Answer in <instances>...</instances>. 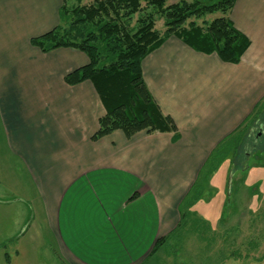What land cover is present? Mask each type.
<instances>
[{"label":"crops","instance_id":"obj_1","mask_svg":"<svg viewBox=\"0 0 264 264\" xmlns=\"http://www.w3.org/2000/svg\"><path fill=\"white\" fill-rule=\"evenodd\" d=\"M62 3L0 0L2 153L36 190L54 240L63 239L81 264H170L164 248L180 243L167 238L178 231L180 202L199 168L264 102V0H236L231 8L229 19L251 42L238 64L195 52L175 36L143 58V81L176 134L128 139L119 130L97 140L105 109L93 84L64 81L87 56L31 44L60 24Z\"/></svg>","mask_w":264,"mask_h":264},{"label":"rangeland","instance_id":"obj_2","mask_svg":"<svg viewBox=\"0 0 264 264\" xmlns=\"http://www.w3.org/2000/svg\"><path fill=\"white\" fill-rule=\"evenodd\" d=\"M94 1L68 0L67 9L88 7ZM180 1L183 0H169L167 5ZM145 6L143 3L142 16L149 14ZM218 16L220 13L193 21L201 25ZM159 17L154 16V24L155 29L162 32L163 18ZM137 18L134 16L129 22L133 28ZM60 26L65 28L63 24ZM254 111L245 126L210 154L209 160L199 168L197 180L180 202L178 231L167 238V242L179 238L180 248L174 249L173 245L164 248L173 259L170 264H264V146L259 140L252 154L246 146L249 130L257 128V122L264 121V102ZM1 141L2 134L0 200L5 202L0 203V264L6 262L5 258L15 264H81V258L64 245L63 239H56L61 249L56 247V240L40 212L36 190L19 174L18 163L7 157L6 151L7 155L2 153L5 142L1 145ZM142 197L148 200L149 194H142ZM218 239L221 242L224 239V243L221 245ZM165 241L163 239L159 246ZM63 250L72 255L69 258L73 262L64 258L68 255ZM206 255L209 258H205ZM123 259L112 264H137L139 261V258L137 261Z\"/></svg>","mask_w":264,"mask_h":264},{"label":"trees","instance_id":"obj_3","mask_svg":"<svg viewBox=\"0 0 264 264\" xmlns=\"http://www.w3.org/2000/svg\"><path fill=\"white\" fill-rule=\"evenodd\" d=\"M62 1L59 16L65 28L59 24L46 35L32 39L31 44L43 53L62 47L74 48L87 56L89 63L72 71L64 81L70 86L89 81L99 95L105 115L99 119L92 140L119 130L128 139L143 131L177 133L170 117L161 114L141 70L143 58L168 38L175 36L195 52L215 54L230 65L238 64L251 45L229 19L236 0H183L172 5H167L169 0H95L88 7L71 10L67 9L68 0ZM143 3L149 10L147 16H142ZM218 13L220 16L210 22H194ZM156 15L163 18L162 32L155 29ZM134 16H138L135 28L129 25ZM258 146L259 143L256 150ZM162 240L157 241L152 253Z\"/></svg>","mask_w":264,"mask_h":264},{"label":"flooded vegetation","instance_id":"obj_4","mask_svg":"<svg viewBox=\"0 0 264 264\" xmlns=\"http://www.w3.org/2000/svg\"><path fill=\"white\" fill-rule=\"evenodd\" d=\"M255 126L257 128H252L251 131L249 130V134L246 138V146L249 148V154H252L253 151L256 150V146L258 143L262 142L261 146H264V121L257 122ZM4 260H6V262H4L3 264H15L12 263L10 259L5 258Z\"/></svg>","mask_w":264,"mask_h":264}]
</instances>
